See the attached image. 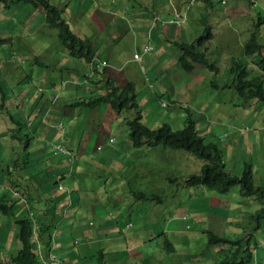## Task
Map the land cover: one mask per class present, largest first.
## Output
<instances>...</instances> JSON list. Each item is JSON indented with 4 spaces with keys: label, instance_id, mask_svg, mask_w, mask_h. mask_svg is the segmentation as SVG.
I'll return each instance as SVG.
<instances>
[{
    "label": "rangeland",
    "instance_id": "1",
    "mask_svg": "<svg viewBox=\"0 0 264 264\" xmlns=\"http://www.w3.org/2000/svg\"><path fill=\"white\" fill-rule=\"evenodd\" d=\"M49 1L61 10L74 32L82 38L87 37L92 40V45L98 54L96 59L106 67V73L119 81L121 86L128 80L133 81L140 100L142 95L145 97L149 94L142 102L148 111L146 121L150 126L158 127L161 123L167 122L173 129H182L186 125V116L190 114L197 121L200 133L205 135V141L216 142L225 149L227 168L233 174L240 176L245 163L251 162L255 184L264 188V103L256 98L244 100L233 88L213 89L210 84L213 78L221 84L232 78L230 68L233 59H243L251 77L259 74L256 63L259 54L245 56L244 45L254 32L258 41L264 43V0H211L212 8H208L207 0H185L181 3L179 0H175V3L170 0L172 13L166 14L163 19L172 17L175 11H181L183 14L186 12L184 14L186 19L180 24L165 23L163 26L157 24L153 37H149L152 34V25H150L152 13H156L158 9L162 14L167 13L169 0ZM142 6L149 9L151 13L149 19H147L148 13H136ZM206 13L207 23L213 31L207 56L217 64L219 73L216 75L202 65H197L190 73L179 70L178 60L175 59L179 50L169 38L176 36L180 41H194L204 30L202 15ZM135 15L136 19L129 20L130 16ZM149 43L153 44L155 49L147 50L146 46ZM160 48L162 49L159 50ZM167 51L169 56L166 55ZM137 53L141 56L140 60L134 58ZM5 60L9 63L10 71L13 66L18 67L22 73L23 69H28L33 80H40L33 91H37L44 99L40 101L46 113L44 112L42 120L39 119L43 124H49L51 112L58 110L60 114L63 111L64 114L59 116L60 120L64 121L67 129L76 132L77 138L84 139L87 135L84 141L88 144L93 132H98L101 137L98 138V142L90 144L95 148L88 153L90 157L88 161L84 156L85 152L79 150L78 154H75L76 158L81 157V159H78L80 175L74 176L70 173L73 155L69 148L70 141L66 140L67 134L60 135V141L65 143L62 145L65 150L62 151L64 154L62 160L64 158L65 160L61 164L67 165L68 170H60L55 175L57 189L67 192L69 206L73 203L71 198L74 193L73 187L78 190L81 182L83 187L87 186L95 192L93 203H102V208L90 215L95 225L106 217L111 218L112 225L116 226L117 205L122 206L120 214L124 215L122 217L124 221L127 219L126 211L135 209L131 212H134L132 219L137 226H128L129 230L137 231L144 227L142 234L141 231L136 232L139 242L131 246L135 247V250L127 248L121 240L113 242L110 239L105 242L100 240L98 246L103 252H107L109 245L116 249L114 255L105 254L106 261L109 263L113 261V264H128L133 257L136 264L180 262L208 264L213 261L212 254L218 248L208 244L206 231L210 230L231 239L239 238L249 232L257 233L253 238L254 243L257 244L252 262L264 264L259 254V252L264 253V217H261L260 224L256 223L254 217H250L251 213H257L254 203L257 209H263L264 204L244 196L239 185L233 186L226 194L205 186H186L185 178L191 173L199 172L204 162L184 149H172L160 145L153 147L156 149L146 155L125 154L122 144L113 142L108 143L113 147L107 146L105 150H98L103 148L104 142L111 134L120 129L126 130V126L121 124L125 115L119 117L110 106L99 111L98 108L90 109L83 105L67 108L65 102L62 103V99L69 103L75 101L74 93L70 92L78 86L88 85L93 75L78 77L76 80L60 79L61 76L67 77L69 71L73 72L71 69L75 71L78 65V69L82 68V63L80 58L71 56L63 47L58 37V30L47 25L43 8L35 6L30 1L0 0L2 74L6 72L3 71ZM97 60L92 67L98 65ZM59 62L61 63L58 64ZM52 74L56 76L51 78ZM14 77L17 78V75H13L12 71L8 72L6 84ZM195 79L198 84L193 90L188 85L194 83ZM0 83L5 85L3 82ZM50 85L51 89L46 91L45 89ZM151 89L152 94L148 92ZM14 90L18 106L23 109L31 96L28 93V97L21 98L16 87ZM81 95L83 94L79 93L78 98ZM84 95L88 98L86 94ZM10 99L13 100L10 96L5 99L0 93V104L3 100L7 102ZM30 105L31 102L26 108ZM239 106L241 109H238ZM54 113L53 116L57 117ZM0 115L9 125L0 123V147L5 150L13 145L10 136L36 135L39 137V142H43L48 135V138L54 137L57 129L61 127V124L53 123L45 127V131L43 126L33 120L35 126L32 128L30 118H26L27 128H25V124L23 126L13 124L10 118L8 120L2 113ZM18 115L19 113H16L14 116ZM206 118L215 121V135L208 133L210 121ZM234 120L236 124L233 125L231 121ZM223 121L226 123L224 124ZM104 128H107L106 134ZM234 128L237 129V133L230 134ZM65 133H67L66 129ZM224 134L228 137L223 141L216 137ZM22 151L23 148L20 149V152ZM129 157L134 161L132 167L127 162ZM0 158V172L6 179H14L17 167L21 166L24 173L22 176L28 179V182H32L34 172L30 170L31 160L27 156H20L12 149L0 151ZM153 162L156 163L155 166ZM7 165L13 166L11 173L8 172ZM119 180L123 182L119 183ZM130 191L133 193L131 196L128 195ZM133 191L147 193L150 195L149 200L138 199ZM10 195L13 197L9 200L15 202V207L18 204L23 207V212L18 214L24 213L34 218L38 228L40 218L37 215V205L43 204L46 207L51 202L42 201L38 197H34L31 202L24 197L20 189H13ZM224 202L230 204L229 208ZM140 205L141 207H138ZM27 206L31 207L30 211L27 210ZM49 213L45 211L42 214ZM54 213L52 211L50 215ZM80 215L81 210L69 211L71 217L76 218ZM57 218L61 219L62 215ZM63 225L64 222L60 223V227ZM0 226L3 227L0 231V264H6L5 259L8 258L4 255L17 253L20 249L15 246L19 242V226L15 217L4 214L0 216ZM164 226L166 230L168 229L166 235L173 243L174 251L165 247V238L162 236ZM70 235L75 237V233ZM105 235L106 238L112 237V232L107 231ZM96 236L99 237L98 234ZM58 248L63 250L61 245ZM149 251L152 253L149 254ZM116 256H118L117 260H115ZM97 257H101L100 252L97 253Z\"/></svg>",
    "mask_w": 264,
    "mask_h": 264
},
{
    "label": "trees",
    "instance_id": "2",
    "mask_svg": "<svg viewBox=\"0 0 264 264\" xmlns=\"http://www.w3.org/2000/svg\"><path fill=\"white\" fill-rule=\"evenodd\" d=\"M13 2L19 1H30L35 6L41 7L45 10L47 25L51 28L58 30V37L65 49L70 53L71 56L81 59L82 68L77 70L81 75L80 77L85 78L89 74L93 75L90 78V85L95 90L92 91L88 98L82 93L76 101L70 102L68 107H79L88 106L90 109L98 108L99 111H103V108L110 106L113 111L120 117H123L121 124L126 126V137H121L118 141L122 143L126 142L130 147H124L125 154L129 149H135L136 151L150 150L156 146H166L172 149H184L191 153L194 157L204 162L199 172L191 173L185 178L186 186H205L212 190H216L219 193L226 194L231 191L233 186L239 185L242 194L246 197L259 200L261 204H264V188L255 184L254 170L251 162H246L242 175L238 176L233 174L230 169L227 168L225 163V149L219 146L216 142H206L205 135L201 134L197 121L190 115L186 116V125L182 129H173L172 126L163 122L158 127L150 126L149 122L146 121L148 111L144 107L143 100L138 98V92L135 87V83L131 80L126 81V84L121 86V83L114 79L110 74L106 73V67L102 64L99 66L92 67V64L97 60V52L95 51L92 40L87 37H81L74 32L70 24L63 17L61 10L49 0H12ZM208 8H212L213 4L211 0H207ZM157 11V10H156ZM187 11V10H186ZM148 13L147 19H149L150 11L147 8L140 7L136 13ZM172 13V10L169 14ZM182 16L186 13H182ZM159 16V18H157ZM166 14H162L159 9L156 13H152V34L149 37H153L155 33V27L157 24L163 26L165 24ZM186 18V17H185ZM208 15H202V22L205 25L203 32L195 38L192 42H185L180 40L170 41L179 50L178 65L180 69L185 72H193L197 65H202L214 72L216 75L219 73V67L217 64L210 60L207 56L208 46L213 37L212 27L207 23ZM136 19L135 16H130L129 20ZM261 23V21H260ZM259 23V24H260ZM207 24V27H206ZM152 50L155 49L153 44ZM164 46V45H163ZM245 56H254L259 54V58L256 63L259 68V74L250 76V70L247 67L245 61L241 58L233 59L230 72L232 78L224 83H220L216 78L211 79V87L213 89H225L233 88L236 92L244 99L256 98L264 103V43L258 41L256 32L253 33L250 40L244 45ZM98 61V60H97ZM84 62V63H83ZM100 62V61H98ZM1 70V69H0ZM73 72L74 70L71 69ZM0 77H3L0 82H3V86L0 83V93L7 99V96H16L12 81L7 82L8 75L0 72ZM87 85V86H88ZM17 88V86H16ZM19 91V89L17 90ZM166 105V104H165ZM7 104L3 100L0 104V114H7L11 119L13 114L7 113ZM213 125L214 120L210 121ZM53 123L61 124L54 137L48 141V147L52 150H56L62 156L64 154L58 148L59 145H65L63 141H60L59 137L62 134H67L66 140L68 139L67 126L63 120H50L49 126ZM215 126H213L214 128ZM65 129L67 133H65ZM55 130V127H54ZM8 136V135H7ZM227 136V134H226ZM13 140L12 147H26L27 141L32 139L38 140L39 137L33 135L30 136H10ZM116 141V136L110 139ZM114 141V142H115ZM58 143H60L58 145ZM57 144V145H56ZM72 155V166L70 173L78 175V159L76 158L75 149L69 146ZM1 159V158H0ZM129 161V158H127ZM129 165L134 162L130 159ZM13 166L7 165L8 172H11ZM73 176V177H74ZM122 183L123 180H119ZM66 192L65 190H62ZM134 196L141 200H149L150 195L143 191H133ZM56 198V197H55ZM52 198V201H55ZM72 198V196H71ZM57 204V203H55ZM28 211L31 210L30 206L26 207ZM35 208V207H34ZM120 210L119 207H116ZM256 208L257 213H251L249 216L254 217L257 224H260V219L264 217V208L257 209L256 203H254V209ZM37 215H39L40 223L39 227H36L34 218L28 214L19 215L15 202L13 200L3 198L0 200V213L15 217L16 223L19 226V243L20 249L17 253L12 255L10 259H5L8 264H44L40 260L41 257H48V247L50 246V240L53 236V230L56 227L58 221L56 213L50 215L52 211L55 212V208L48 210L49 214H42L38 209ZM47 211V210H46ZM41 212V213H40ZM45 212V211H44ZM117 213V210H116ZM37 220V219H36ZM39 220V219H38ZM208 234V244L210 246H217L212 256L213 261L208 264H253L252 260L255 255V245L253 238L257 233L249 232L236 239H231L225 236H220L210 230L206 231ZM165 238V247L169 250H175L173 243L168 239L165 233H162ZM264 236V234H263ZM259 250V249H258ZM261 255V253L259 252ZM102 264H107L102 261ZM178 264H185L180 262Z\"/></svg>",
    "mask_w": 264,
    "mask_h": 264
},
{
    "label": "crops",
    "instance_id": "3",
    "mask_svg": "<svg viewBox=\"0 0 264 264\" xmlns=\"http://www.w3.org/2000/svg\"><path fill=\"white\" fill-rule=\"evenodd\" d=\"M180 3L184 2L185 0H179ZM171 2L175 3V0H172ZM169 4H170V0H169ZM172 10L171 8V4L170 6L167 8V13H170ZM142 13V12H139ZM170 41L172 40H178L177 37H171L169 38ZM165 45V44H163ZM174 45V43H173ZM162 48H160L159 50H161ZM167 56H169V53L167 51L166 53ZM178 56L179 55H175V59L178 60ZM3 59H5V55H3ZM61 62H59L58 64H60ZM11 65V63H10ZM79 66V65H78ZM77 66V68H78ZM29 68H34V66H29ZM177 68L179 70L180 69L179 65L177 64ZM2 69V68H1ZM3 71H6L5 73L8 75V72L12 71L13 75H17V78L14 77L12 80V83L15 85V87L17 86V90L19 89V96L21 98H26L28 97V93L31 96V99L28 100L26 102V105L31 102V105L29 107L26 108V105L24 106L23 109L19 108L18 103L16 101L17 96L12 97V99H10L9 101L7 100L6 104H7V113L13 114V113H19V115L16 117L14 116L15 114H13L12 119L7 115L2 113V115H4L8 120L9 118L11 119L13 124L16 125H21L23 126L26 123V118H30V122L32 123V128H34V122L38 123L40 126L45 127H49L46 124H43L40 120H42L43 115L46 113L43 110V106H42V102L40 101L42 99V101H44V99L42 97H40V94H38V92H34L33 89L35 88L36 83L39 82V79H32L31 77V71L28 69H23V73L22 71L18 68L13 66L11 71H10V66L9 63H6V60L4 62V68ZM183 71V70H182ZM0 72H2L0 70ZM79 71L76 69L74 72L69 71L67 73V77L61 76L60 79L64 80V78H66V80H76L79 78H81L80 74L78 73ZM55 74H52L50 77L53 78L55 77ZM44 78V77H42ZM3 77H0V80H2ZM59 80V79H58ZM50 81H48L49 83ZM71 83V82H70ZM73 85H75L72 82ZM197 79L194 80V83H191L188 85V87L190 89H195L194 86L197 85ZM31 89V92H29V90ZM48 89H51V85L48 86L45 90L49 91ZM148 89V88H147ZM150 89V88H149ZM95 89L92 88L90 85H82V86H78L75 88V90H72L70 93H74L73 98H75L76 100L78 99V95L79 93L82 94H86L87 96H89V94L94 91ZM149 93L152 94V89L150 91H148ZM149 94L145 97L148 98ZM142 95L141 100L145 101V98ZM72 98V99H73ZM62 103L65 102V105L67 108L69 102L67 100L62 99ZM75 100V101H76ZM61 109H64L63 107H61ZM66 109V108H65ZM238 109H241V107L239 106ZM45 112V113H44ZM53 112L54 115H57V117L53 116ZM51 112L50 115V120H60L61 118L59 117L60 114H64L63 111L60 112V114L58 113V110H55ZM1 116V115H0ZM40 119V120H39ZM206 120L211 121V118H206ZM224 122V121H223ZM231 124H236L234 123V121H231ZM0 123H5L7 125V122L5 121L4 118L0 117ZM226 122H224L225 124ZM120 124V123H117ZM9 126V125H7ZM213 124L210 122V127L208 129V133L210 132L211 135H215V131L213 128ZM25 128H27V124H25ZM109 128V127H108ZM106 129L104 128V134H106ZM110 129V128H109ZM113 130V128H112ZM46 131V128H45ZM68 131V139L70 141V146L72 147V149H75V152L78 154L79 150L84 153V156L87 157V161L90 159L88 153H90L92 151V148H95L94 145L90 146V144H94L96 142H98V138H101L98 135V132H93L91 134V139H89L90 142H88V144L85 143L84 139H87L85 135L84 139L81 138H77L76 137V132L73 133L72 129H67ZM47 133V132H46ZM237 133V129L234 128L233 131L230 132V134H236ZM104 134L102 136H104ZM126 130L124 129H120L119 131H116V133L114 132L113 134H111V136L109 137V139L104 142V146L102 149H98L99 151L105 150L107 146L113 147L108 143H113L114 141H110V139L114 136H116V141H121L120 138L121 137H126ZM30 137H32V135H30ZM49 137V135H48ZM45 138V141L43 142H39L38 140H31V141H27V146L26 147H19V148H14V147H9L7 150H5L3 147H0V151L4 152V151H10V150H15L16 153L20 156H27L29 160H31L30 162V170L34 172V177L32 182H26V180L22 175L23 170L21 166L17 167V172H15V177L14 179H6L4 174H1L0 172V200H2L3 198L5 199H10L13 196L10 195V192L13 191V189H20L23 192L24 197H26L29 201L32 202L34 197H38L40 200L42 201H49L51 202L49 205H47L46 207L43 204L37 205V208H39L41 210V212L44 211H48L51 210L53 208H55V213L57 216L62 215L61 219H58L56 227L53 230V235L55 236L54 239L51 240L52 246L54 247V252L56 254H58L62 260H63V264H102V261L107 263V264H113V261H111L110 263L108 261L105 260V254H112L114 255V253H116V249L115 247H112L111 245L108 246V250L107 252H103L102 249L99 248L98 244L100 243V240H103L104 242L107 241V239H110L111 242L115 241V240H121L124 241L122 242V244H125V246L127 248H129L130 250H135V247H131L132 245H135L134 243H138L139 239H137V234L136 232L141 231V234L143 232V228L138 229L137 231L135 230H129L130 227H136L137 224L136 222L132 219L133 217V213L131 211H134L135 209H130L128 211H126V221H124L122 219V217L124 215H121L120 212L122 211V206L121 205H117V207L120 208V210L117 209V213L115 216V224L116 226L112 225L111 222V218H106L104 217L101 222L98 225H95L94 221L90 218V215L94 212H96V210H99L102 208V203L99 202L97 203H93L94 202V198L96 197L95 192L90 189L89 187L85 186L83 187V183H80V188L77 190L73 187V195H72V199H73V203L71 204V206H69V200L67 198V192H64L62 190H58L57 186H56V173L59 172L60 170L66 169L68 170L67 165L61 164L62 161L65 160V158L62 160V155L57 152L54 149H50L48 147V141L51 138ZM89 137V138H90ZM220 141L225 140L226 137H228V135L226 136V134L224 135H217L216 136ZM123 147H130L129 145L126 144L125 141H123L122 143ZM23 148V151L20 152V149ZM97 149V148H96ZM156 148H151L150 150L146 149L142 152L140 151H136L135 149H129V151H127V153H131V154H135V153H139V154H143L146 155V153H149L150 151L154 150ZM115 151V150H114ZM117 152V151H116ZM138 154V155H139ZM137 155V156H138ZM131 157V156H130ZM129 157V161L128 164L131 162ZM79 159H81V157H79ZM40 162V163H39ZM134 162V161H133ZM39 163V164H38ZM61 164V165H60ZM154 166L156 165L155 162H153ZM134 165V164H133ZM133 165H130L131 167ZM159 170L160 168L157 167ZM3 170V169H2ZM64 170V171H66ZM11 173V172H9ZM80 175V174H78ZM67 185V183H65ZM107 186V185H106ZM13 188V189H12ZM128 195H133V193H131V191L129 192ZM56 197V198H55ZM52 198H55V201H52ZM57 203V204H55ZM226 205V207L229 208L230 204L227 202H224ZM138 207H141L138 206ZM17 211L19 213L23 212V207L21 206V204L16 206ZM70 210H81V215L80 217H71L69 216V211ZM40 212V213H41ZM2 214L0 213V216ZM75 218V219H74ZM170 217H168L169 219ZM167 219V218H166ZM59 222V223H58ZM64 225L63 227H60V223H63ZM167 227V225H166ZM3 227L0 226V231ZM168 228V227H167ZM110 231L112 232V237L108 236L107 238L105 237V232ZM75 233V237H71L70 234H74ZM162 233H167L168 235V229H165V226L163 228ZM57 234V237H56ZM96 234L99 235V237L96 236ZM131 237V239H129ZM136 238L135 240L133 238ZM58 240V242H57ZM63 246V250H60L58 247L59 246ZM15 246L20 247V243L17 242L15 244ZM100 252L101 254V260H99L100 258L97 257V253ZM149 254L152 253V251L148 252ZM15 252L13 253H9L7 256L4 255L5 258L10 259L12 257V255H14ZM261 259L264 260V253H262L261 255ZM118 256H116L117 260ZM133 257L128 261V264H136L133 261ZM8 264V263H6Z\"/></svg>",
    "mask_w": 264,
    "mask_h": 264
},
{
    "label": "built area",
    "instance_id": "4",
    "mask_svg": "<svg viewBox=\"0 0 264 264\" xmlns=\"http://www.w3.org/2000/svg\"><path fill=\"white\" fill-rule=\"evenodd\" d=\"M157 18H159V16H157ZM186 18L184 16L181 15V13H179L178 11H175L173 12V16L172 17H167L165 19V23H171V24H180L181 22H183ZM146 49L147 50H152V45L148 44L146 46ZM135 59L137 60H140L141 59V56L140 54H135L134 56ZM99 64H101V62L98 63V66ZM58 148L61 150V151H64V148L59 145ZM73 158V157H72ZM71 158V160H72ZM72 163H73V160H72ZM54 235L52 236L51 240L54 239ZM46 253H48V257H41L40 255V260L42 261V263L44 264H63V261L62 259L59 257V255H57L55 252H54V247L51 246L49 250L46 251Z\"/></svg>",
    "mask_w": 264,
    "mask_h": 264
},
{
    "label": "clouds",
    "instance_id": "5",
    "mask_svg": "<svg viewBox=\"0 0 264 264\" xmlns=\"http://www.w3.org/2000/svg\"><path fill=\"white\" fill-rule=\"evenodd\" d=\"M111 141V140H110ZM55 231V230H54ZM52 246L51 240H50V246L48 247V250L50 249V247ZM58 255V254H57ZM60 257V256H59ZM61 258V257H60ZM62 259V258H61ZM63 261V260H62Z\"/></svg>",
    "mask_w": 264,
    "mask_h": 264
},
{
    "label": "bare ground",
    "instance_id": "6",
    "mask_svg": "<svg viewBox=\"0 0 264 264\" xmlns=\"http://www.w3.org/2000/svg\"><path fill=\"white\" fill-rule=\"evenodd\" d=\"M27 182H28V180H27Z\"/></svg>",
    "mask_w": 264,
    "mask_h": 264
}]
</instances>
